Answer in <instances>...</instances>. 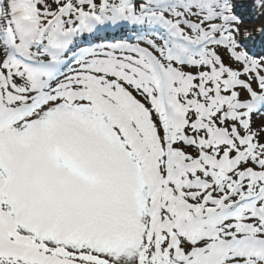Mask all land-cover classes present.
<instances>
[{
  "label": "snow or ice",
  "instance_id": "1",
  "mask_svg": "<svg viewBox=\"0 0 264 264\" xmlns=\"http://www.w3.org/2000/svg\"><path fill=\"white\" fill-rule=\"evenodd\" d=\"M0 264H264V0H0Z\"/></svg>",
  "mask_w": 264,
  "mask_h": 264
}]
</instances>
